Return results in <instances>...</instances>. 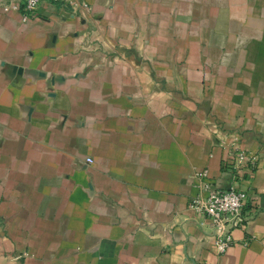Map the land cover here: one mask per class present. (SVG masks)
<instances>
[{"label":"crops","instance_id":"0c3cea01","mask_svg":"<svg viewBox=\"0 0 264 264\" xmlns=\"http://www.w3.org/2000/svg\"><path fill=\"white\" fill-rule=\"evenodd\" d=\"M3 1L0 264H264V0ZM236 136L259 159L219 252L189 203Z\"/></svg>","mask_w":264,"mask_h":264},{"label":"built area","instance_id":"2783aa9c","mask_svg":"<svg viewBox=\"0 0 264 264\" xmlns=\"http://www.w3.org/2000/svg\"><path fill=\"white\" fill-rule=\"evenodd\" d=\"M50 3L56 10L68 8L72 16H82L91 10L84 0H5L1 7L5 12H19L22 21L40 16L39 9ZM61 12V11H60ZM239 136L232 141V149L228 170L233 181L228 187H218L207 181L201 192L191 198L189 207L196 213L210 220V226L216 235V246L219 252H224L234 244L232 231L241 226L250 213H246L249 202L247 190L241 187L243 175L250 177L256 167L259 155L239 146ZM92 162V159H88ZM206 172L196 173L197 177H205Z\"/></svg>","mask_w":264,"mask_h":264},{"label":"water","instance_id":"95a60500","mask_svg":"<svg viewBox=\"0 0 264 264\" xmlns=\"http://www.w3.org/2000/svg\"><path fill=\"white\" fill-rule=\"evenodd\" d=\"M19 71H21V68L19 69Z\"/></svg>","mask_w":264,"mask_h":264}]
</instances>
